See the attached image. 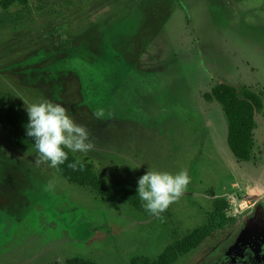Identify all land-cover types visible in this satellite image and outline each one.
Segmentation results:
<instances>
[{"label": "rangeland", "instance_id": "rangeland-1", "mask_svg": "<svg viewBox=\"0 0 264 264\" xmlns=\"http://www.w3.org/2000/svg\"><path fill=\"white\" fill-rule=\"evenodd\" d=\"M223 82L264 100V0H30L1 10L0 104L28 120L27 105L65 106L95 143L75 154L108 193L37 166L38 152L0 123V264L157 258L220 199L223 221L174 264H264V107L252 158L240 160L222 104L204 97ZM149 168L191 177L162 218L125 198Z\"/></svg>", "mask_w": 264, "mask_h": 264}, {"label": "trees", "instance_id": "trees-1", "mask_svg": "<svg viewBox=\"0 0 264 264\" xmlns=\"http://www.w3.org/2000/svg\"><path fill=\"white\" fill-rule=\"evenodd\" d=\"M29 1L0 0V11L9 9L17 3L27 5ZM204 97L208 101L216 100L222 104L228 119V145L236 158L249 161L252 158L255 144L256 114L258 110L264 107L261 94L253 90H245L241 94L234 85L223 82L214 86L211 92L205 93ZM0 123L20 148L36 150L34 139L26 135V126L29 120L16 104L9 101L0 104ZM65 151L68 153V160L57 169L64 178L81 186H90L101 194H107L108 186L96 172L94 164L88 160L80 159L84 168L74 171L67 165L74 162L78 157L71 150L65 149ZM125 198L134 207L141 208L142 200L138 195L137 188H126ZM227 206L228 202L225 199H220L217 201L215 211L207 214V223L196 227L183 238L167 245L157 258L134 256L131 259V264H174L183 254L199 247L216 230L217 225L225 218ZM67 264L99 263L89 258L76 256L67 260Z\"/></svg>", "mask_w": 264, "mask_h": 264}, {"label": "clouds", "instance_id": "clouds-1", "mask_svg": "<svg viewBox=\"0 0 264 264\" xmlns=\"http://www.w3.org/2000/svg\"><path fill=\"white\" fill-rule=\"evenodd\" d=\"M26 111L29 118L26 135L35 141L38 152L35 161L37 166L45 163L58 169L68 160L65 149L74 153L95 150V143L90 139L88 129L78 124L69 115V110L65 106L45 99L39 103L27 105ZM104 114L102 108L94 112L98 119L103 118ZM67 166L74 171L84 168L79 158ZM190 180L187 169L172 174L149 168L146 174L138 179L137 192L144 202L145 209L155 217L162 218L161 214L185 193ZM53 188L54 185L49 182L45 190L50 191ZM246 252H250V249H246ZM228 259L226 257V262Z\"/></svg>", "mask_w": 264, "mask_h": 264}]
</instances>
